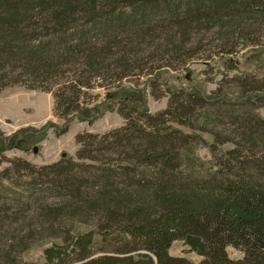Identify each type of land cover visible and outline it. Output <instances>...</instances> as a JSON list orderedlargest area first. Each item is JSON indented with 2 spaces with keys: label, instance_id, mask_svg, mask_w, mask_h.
I'll return each mask as SVG.
<instances>
[{
  "label": "rangeland",
  "instance_id": "374dc122",
  "mask_svg": "<svg viewBox=\"0 0 264 264\" xmlns=\"http://www.w3.org/2000/svg\"><path fill=\"white\" fill-rule=\"evenodd\" d=\"M241 1L225 7L231 16L209 23L208 15L214 16L209 7H219L220 0H158V8L142 0L100 1L94 11L77 12L66 29L48 16L22 35L25 54L15 63L0 62V183L14 187L0 193V208L16 202L10 201L15 191L17 199L31 196L26 188L32 187L43 204L33 207L31 222L20 224L31 237L28 250L12 252L20 264H76L70 251L50 263L44 249L52 242L66 245L77 227L96 234L89 247L96 252L110 245L115 234L99 233L105 228L95 213H70L74 199L64 187L58 195L53 180L70 168L74 188L83 189L103 170L132 172L128 160L141 138L138 130L125 131L128 123L151 131L153 123L164 122L180 142L170 146L179 147V154L187 147L189 155L194 152L195 176H207L235 149L264 156V138L257 133L264 126V8L242 13L249 2ZM31 58L39 60L38 71L28 63ZM203 100L206 108L198 104ZM171 106L180 107L184 118L162 114ZM65 108L71 111L65 114ZM207 109L211 120L201 126L195 119ZM246 120L258 128L254 139L244 136ZM58 178L59 186L68 183ZM40 207L60 211L51 223L40 224L47 213ZM4 229L5 241L24 235ZM227 250L231 258H243L235 247ZM169 253L195 264L201 260L182 240H174Z\"/></svg>",
  "mask_w": 264,
  "mask_h": 264
},
{
  "label": "trees",
  "instance_id": "16d2710c",
  "mask_svg": "<svg viewBox=\"0 0 264 264\" xmlns=\"http://www.w3.org/2000/svg\"><path fill=\"white\" fill-rule=\"evenodd\" d=\"M100 1L105 3L109 0H0V62H17L20 55L25 54L23 49L28 47L22 35L28 29L34 31L40 22L45 23L48 16L50 19L57 18L60 29H66L67 24L76 20L77 12L88 8L94 11ZM142 1L148 3L146 6L149 2L155 3L158 8V0ZM236 1L220 0L216 2L219 7L213 3L215 8L209 7V10L214 16L208 15L205 19L207 17L209 23L214 18L231 16V11L225 10V7L231 9L230 2ZM246 2H249V6L241 8L242 13L264 8V0L241 1L243 5ZM232 11L239 14V11ZM38 61L37 58H31L28 63L38 71ZM195 98L191 101H196ZM203 102L198 104L206 108L205 101ZM64 110L65 114L71 111L68 108ZM210 113L207 109L195 122L201 126L202 123L206 125L211 120ZM162 114H175L177 118H184L180 107L173 109L171 106ZM124 117L128 118L125 114ZM151 119L155 121L154 117ZM180 122L183 123L184 120ZM245 122L242 125L245 127L244 136L254 139L256 135L253 133L258 130L256 124L251 120ZM162 124V121L153 123L151 131L132 123L123 127L125 131L138 130V138H141L138 140L140 144L136 155L128 160L133 165L132 172L127 168H124L128 170L123 171L124 173L106 169L100 176L92 177L89 186L81 189L80 186L74 188L70 168L63 172L60 171V165H56L55 170L62 172L56 176L64 178L68 183L59 186L58 182L62 181L56 177L58 182L53 180V183L57 189L51 187V190L56 189L58 195L60 187L68 190L74 199L67 206L70 213L79 211L88 216L97 214L102 222L101 227L105 228V231L99 233L115 234L116 237H111L112 240L110 238L108 246L117 248L109 251L107 246L96 252L97 250L89 248L96 234L90 232L92 229L82 232L77 227L66 245L52 242L44 249L50 263L62 261L63 254L68 255L70 251L77 255L76 264H195L187 257L169 253L171 243L182 240L190 251L201 257L198 264H264V156L241 155L235 149L219 160L216 163L217 169L211 168L207 176H195L194 152L192 151V156L189 155L187 147L179 154V147L170 145L180 142L175 141L173 137H177L172 136L168 131L170 128ZM257 133L260 139L264 138V126L261 133ZM218 134L216 133V137ZM186 155L193 160H187ZM137 170L140 173H134ZM88 187L91 189L88 190ZM11 188L14 187L0 183L1 194H6V190ZM26 189L31 192V196L24 200L17 199L15 191L12 193L15 197H10V201L16 202H8L4 205L5 209L0 208V212H5V215H0V264H20L17 256H12L13 250L19 249L17 252H20L29 249L28 239L31 237L26 235L27 230L22 231L23 226L20 224L27 225L26 220L31 222L33 207L43 203L36 197V192H32L36 191L35 188ZM96 189L98 190L95 192ZM20 206L23 207L19 210ZM40 211L41 214L47 211L37 220L41 224L53 221L60 208L40 207ZM5 226L10 227V231L19 230L24 235L5 241L3 234L9 233L4 229ZM228 246L243 252V258H231Z\"/></svg>",
  "mask_w": 264,
  "mask_h": 264
}]
</instances>
